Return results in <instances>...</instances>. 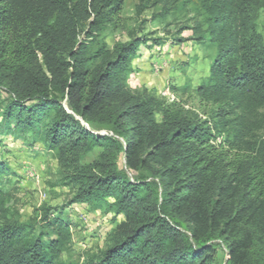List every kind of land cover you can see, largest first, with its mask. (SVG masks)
<instances>
[{"label":"trees","instance_id":"16d2710c","mask_svg":"<svg viewBox=\"0 0 264 264\" xmlns=\"http://www.w3.org/2000/svg\"><path fill=\"white\" fill-rule=\"evenodd\" d=\"M192 1V39L213 50L200 113L127 86L145 39H101L123 0H0V138L41 144L52 186L110 215L85 264H264V0L178 7ZM13 199L0 188V264H78L72 223L46 203L22 219Z\"/></svg>","mask_w":264,"mask_h":264},{"label":"rangeland","instance_id":"374dc122","mask_svg":"<svg viewBox=\"0 0 264 264\" xmlns=\"http://www.w3.org/2000/svg\"><path fill=\"white\" fill-rule=\"evenodd\" d=\"M184 1L179 0L169 14L162 16L159 5L144 8V0H123L119 20L105 26L101 39L109 48L118 42L145 39L131 63L127 86L134 93L153 94L166 103L200 113L203 108L195 86L207 77L213 50L192 39L189 27L202 20L203 14L194 1L178 7ZM257 25L264 39V9L259 12ZM178 38L186 41L177 44L174 39ZM29 141L16 135L0 138V161L9 171V175H0V188L13 192V207L22 219L35 216L44 203L53 211L59 210L72 223L73 246L66 259L85 264L87 255L105 246L112 226L110 215L85 203L70 204L68 189L52 186L56 160L41 144Z\"/></svg>","mask_w":264,"mask_h":264}]
</instances>
